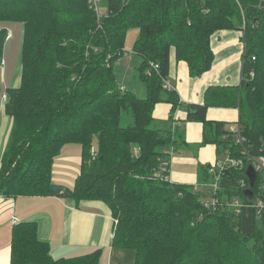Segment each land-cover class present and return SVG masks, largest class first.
Returning a JSON list of instances; mask_svg holds the SVG:
<instances>
[{
	"label": "trees",
	"instance_id": "trees-1",
	"mask_svg": "<svg viewBox=\"0 0 264 264\" xmlns=\"http://www.w3.org/2000/svg\"><path fill=\"white\" fill-rule=\"evenodd\" d=\"M0 23L23 26L20 82L4 106L11 128L0 156V196L103 202L116 222L111 247L133 252L132 264H264V208L252 207L264 200V174H251L252 200L245 192L249 159L264 157V0H106L99 19L89 0H0ZM130 29L139 34L132 53L143 99L120 86L114 70ZM236 30L243 40L235 92L241 144L225 123L207 118L217 100L235 103L236 87L208 88L203 104L185 106L184 121L201 124V144L241 167H225L206 193L171 183L181 140L154 117L158 104L169 106V119L179 106L175 91L163 88L169 54L199 77L214 61L211 36ZM6 35L0 30V60ZM68 144L80 147L72 189L52 180ZM215 163L203 168L200 186L215 183ZM49 252L35 223L13 226L10 264H99L102 253L53 259Z\"/></svg>",
	"mask_w": 264,
	"mask_h": 264
},
{
	"label": "crops",
	"instance_id": "crops-1",
	"mask_svg": "<svg viewBox=\"0 0 264 264\" xmlns=\"http://www.w3.org/2000/svg\"><path fill=\"white\" fill-rule=\"evenodd\" d=\"M2 29L10 38L4 42L0 60L3 62L0 65V156L11 128V118L4 110L7 100L4 101L2 96L7 98L8 92L19 86L23 26L0 23ZM210 46L214 53L213 64L208 72L199 77H189L186 65L177 62L174 50H171L167 81L171 90L175 91L179 106L172 119H169L170 108L165 103L158 104L154 111L155 119L163 126L174 127L181 140L171 155L168 181L189 185L205 193L210 190L211 184L200 186L203 168L224 157L219 158L213 146L201 144L202 125L184 121V109L191 104H203L205 91L210 87H236L232 90V96L236 99L235 92L238 94L242 78V32L218 31L211 36ZM162 98L166 99V96ZM222 102L217 100L208 107L207 118L225 123L226 130L239 129L238 95L231 107H224ZM80 161L78 145L63 146L53 163V182L72 189ZM20 222L35 223L37 238L49 244V254L53 259L73 258L101 250L99 264H122L126 261L124 253H114L119 249L111 247L115 221L103 202H76L49 196H0V264H10L12 228Z\"/></svg>",
	"mask_w": 264,
	"mask_h": 264
},
{
	"label": "rangeland",
	"instance_id": "rangeland-1",
	"mask_svg": "<svg viewBox=\"0 0 264 264\" xmlns=\"http://www.w3.org/2000/svg\"><path fill=\"white\" fill-rule=\"evenodd\" d=\"M98 11L100 14H104L106 12V0H99L98 2ZM97 17V16H96ZM97 19V18H96ZM11 24H17V23H11ZM11 24L7 23V25ZM19 25V24H18ZM138 30L137 29H130L126 33L125 42H124V56L119 59L115 65L114 70L117 77V81L120 84V86H123L124 88L131 90L136 97L143 99L145 97V88L142 85L141 82H139L136 78V71L135 68L139 64V59L136 55L132 53V47L134 42L138 39ZM164 96V94H163ZM159 122V121H158ZM121 126H125V121H121ZM256 163V161H253ZM254 163L247 165L245 168L246 176L248 177V186L245 188L246 197L250 200L253 199V195L251 194L250 186L252 187L254 185L255 177H253L251 174L255 171V165ZM205 190V189H203ZM207 190V189H206ZM223 202L224 198L222 199ZM221 201V202H222ZM121 252L124 253L127 258L126 261L122 264H132L133 263V252L129 250H115L114 253Z\"/></svg>",
	"mask_w": 264,
	"mask_h": 264
},
{
	"label": "built area",
	"instance_id": "built-area-1",
	"mask_svg": "<svg viewBox=\"0 0 264 264\" xmlns=\"http://www.w3.org/2000/svg\"><path fill=\"white\" fill-rule=\"evenodd\" d=\"M98 2H99V0H89V3H90L91 7L93 8V10L95 12V15L97 16L96 17L97 19H99L101 17V14L98 11ZM9 38H10L9 35L5 36V40H9ZM2 63L3 62H0V65H2ZM151 67H153V69H157V65L151 64ZM147 73H148V71H147ZM163 88L166 89V90H171L170 84H169V82L167 80L164 81ZM2 99L4 101L7 100L5 95L2 96ZM172 129L174 130V127H172ZM231 132L236 137V143L237 144H241L242 140H241V138L239 136V129L232 130ZM249 160L251 161V163H254L253 161L255 160L256 161V163H254L255 171L264 174V157H256V158H252V159H249ZM241 164L242 163L240 161L232 159L229 156L224 157L221 161H217L215 163V165H214V168L209 171L210 174L215 172V174H213L214 177H215V183H213L210 187L213 190H216V187H217L216 181L219 178V176L217 174H219V172L221 170H223L225 167L237 168V167H241ZM217 171H218V173H217ZM260 191L264 195V180H263L262 185L260 187ZM224 201L225 202L222 201L223 204L229 205V206H232V207H237L239 205L236 200L231 202V201H228L227 198H224ZM213 204H215L214 200H213L212 205ZM252 207H254L255 209H263L264 208V200L263 201L262 200L256 201V203L254 205H252Z\"/></svg>",
	"mask_w": 264,
	"mask_h": 264
}]
</instances>
